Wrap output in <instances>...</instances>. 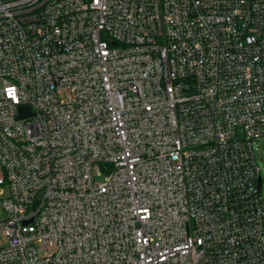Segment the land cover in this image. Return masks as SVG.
Instances as JSON below:
<instances>
[{
	"label": "built area",
	"instance_id": "1",
	"mask_svg": "<svg viewBox=\"0 0 264 264\" xmlns=\"http://www.w3.org/2000/svg\"><path fill=\"white\" fill-rule=\"evenodd\" d=\"M0 85V264H264V0H0Z\"/></svg>",
	"mask_w": 264,
	"mask_h": 264
},
{
	"label": "rangeland",
	"instance_id": "2",
	"mask_svg": "<svg viewBox=\"0 0 264 264\" xmlns=\"http://www.w3.org/2000/svg\"><path fill=\"white\" fill-rule=\"evenodd\" d=\"M2 85H0V89ZM254 149L256 154V159L258 164L261 167V180L259 183V188L264 195V141L254 142ZM98 181H103V178H98ZM6 244V239L4 237L3 231L0 228V245Z\"/></svg>",
	"mask_w": 264,
	"mask_h": 264
},
{
	"label": "water",
	"instance_id": "3",
	"mask_svg": "<svg viewBox=\"0 0 264 264\" xmlns=\"http://www.w3.org/2000/svg\"><path fill=\"white\" fill-rule=\"evenodd\" d=\"M31 113L29 111V108H22L20 111V118L30 116Z\"/></svg>",
	"mask_w": 264,
	"mask_h": 264
}]
</instances>
